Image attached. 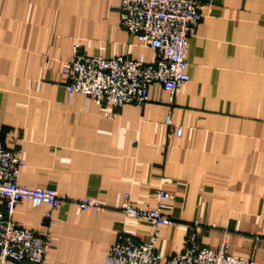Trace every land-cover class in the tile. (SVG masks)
Instances as JSON below:
<instances>
[{
    "label": "crops",
    "instance_id": "crops-1",
    "mask_svg": "<svg viewBox=\"0 0 264 264\" xmlns=\"http://www.w3.org/2000/svg\"><path fill=\"white\" fill-rule=\"evenodd\" d=\"M196 1L203 20L172 112L177 137L159 85L143 107L67 94L75 46L87 57L156 60L120 27V0H0V141L21 152L18 184L106 209L18 204L17 224L51 236L44 264H105L125 231L145 241L150 226L126 218L124 196L155 209L159 188L173 194L166 214L175 222L157 231L162 264L184 251L195 221L202 246L218 251L227 238L231 255L264 264V0Z\"/></svg>",
    "mask_w": 264,
    "mask_h": 264
},
{
    "label": "built area",
    "instance_id": "built-area-1",
    "mask_svg": "<svg viewBox=\"0 0 264 264\" xmlns=\"http://www.w3.org/2000/svg\"><path fill=\"white\" fill-rule=\"evenodd\" d=\"M119 25L143 46L156 52V60L129 56L114 58L87 57L78 46L68 60L64 74L66 90L71 97L85 96L102 106L117 109L127 105L143 107L150 102V88L159 85L169 95L170 111L165 125L170 135L181 137L183 130L173 123L172 112L176 97L190 81L188 72L189 41L203 20L201 6L196 0H120ZM25 165L20 150L10 151L0 141V264H44L50 252L51 236L26 229L13 220L18 204L30 201L34 207L48 206L59 210L63 206L81 213H104L106 209L94 198L70 199L54 189H30L18 184L20 170ZM163 184L169 180L163 179ZM157 207L136 206L129 195L124 196L122 211L126 218L144 221L149 226L147 239L136 242L133 234L123 232L109 250L105 264H162L157 231L175 225L166 214L174 197L159 188L155 192ZM51 224L50 213L43 216L42 227ZM164 264H254L251 258L229 253L228 239L218 251L201 245V226L195 221L189 228L185 249L167 259Z\"/></svg>",
    "mask_w": 264,
    "mask_h": 264
}]
</instances>
